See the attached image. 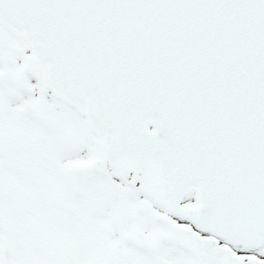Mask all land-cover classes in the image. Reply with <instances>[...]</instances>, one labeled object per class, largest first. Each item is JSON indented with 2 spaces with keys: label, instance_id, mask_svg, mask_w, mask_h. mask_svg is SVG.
Wrapping results in <instances>:
<instances>
[{
  "label": "snow or ice",
  "instance_id": "1",
  "mask_svg": "<svg viewBox=\"0 0 264 264\" xmlns=\"http://www.w3.org/2000/svg\"><path fill=\"white\" fill-rule=\"evenodd\" d=\"M0 264H264V0H0Z\"/></svg>",
  "mask_w": 264,
  "mask_h": 264
}]
</instances>
